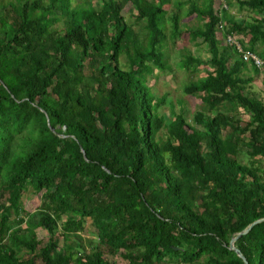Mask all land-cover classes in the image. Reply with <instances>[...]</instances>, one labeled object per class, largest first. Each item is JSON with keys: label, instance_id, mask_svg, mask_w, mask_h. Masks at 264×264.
Here are the masks:
<instances>
[{"label": "trees", "instance_id": "1", "mask_svg": "<svg viewBox=\"0 0 264 264\" xmlns=\"http://www.w3.org/2000/svg\"><path fill=\"white\" fill-rule=\"evenodd\" d=\"M226 2L185 13L201 18L185 32L209 53L179 62L205 67L182 88L207 106L189 122L183 108L161 113L166 94L146 79L166 68V23L171 42L184 32L169 0H0V264H243L229 240L264 217V99L244 89L247 70L264 69L221 41L241 34L264 59V0H236L249 22ZM29 190L41 194L32 212ZM87 218L89 252L68 241ZM234 244L264 264V220Z\"/></svg>", "mask_w": 264, "mask_h": 264}, {"label": "rangeland", "instance_id": "2", "mask_svg": "<svg viewBox=\"0 0 264 264\" xmlns=\"http://www.w3.org/2000/svg\"><path fill=\"white\" fill-rule=\"evenodd\" d=\"M100 4V0H94ZM154 1V0H153ZM197 5H201L204 0H195ZM180 5L178 6V3ZM193 0H169V3L165 5L167 10L166 17L177 12L180 16L179 25L184 29L182 35L171 42L169 36V23H166V40L162 50L166 53V68L163 70L154 69L151 74L146 76L147 84L156 96L166 94L165 102L159 108L161 113L167 115L168 119H171L173 105L174 111L178 112L180 108L184 109V115L189 122H193L192 115L197 110H206L207 106L201 102V100L195 96L187 95L183 93V86L191 80H196L198 77L204 74V66H198L197 69H184L179 66L180 59L185 53H190L195 58L206 60L209 57L205 44H199V39H190L188 29L199 27L202 24L201 18L192 14L187 16L185 13L190 8ZM227 3L226 0H213V7L215 10L221 9L223 3ZM71 6H81L86 3V0H70ZM227 12L234 16L237 21H250L252 16H255L252 11L247 8H242L236 2L231 0V4L227 7ZM137 11L135 6L130 1H125L121 14L124 16L127 22L134 23V28L139 34V38L142 39L145 35V31L141 29L140 23H135V15ZM62 22H56L54 26H61ZM241 35V34H240ZM221 43L225 45L224 39ZM124 59L122 58L121 61ZM252 76V80L248 81L244 92L264 99V77L261 72L254 74L250 69L247 70ZM238 117H244L245 114L241 108H237L234 113ZM40 193H34L31 190L25 193L23 198V206L26 211H35L40 203ZM39 238L44 237L45 231L37 229ZM95 239L94 227L91 224V220L87 218L84 223V229L78 231V237L69 238V242L77 241L86 252H89L90 242ZM62 238L59 236V244L62 245ZM115 260L120 264H125V260L121 257H115ZM156 264H168V263H156Z\"/></svg>", "mask_w": 264, "mask_h": 264}, {"label": "built area", "instance_id": "3", "mask_svg": "<svg viewBox=\"0 0 264 264\" xmlns=\"http://www.w3.org/2000/svg\"><path fill=\"white\" fill-rule=\"evenodd\" d=\"M224 5L225 4H223L222 6ZM217 28L218 31L223 30L222 23H219ZM241 39V35L230 32L225 35L224 41L239 54L243 61L255 65L258 69H264V59L258 56L254 51L245 48V45L243 44Z\"/></svg>", "mask_w": 264, "mask_h": 264}, {"label": "water", "instance_id": "4", "mask_svg": "<svg viewBox=\"0 0 264 264\" xmlns=\"http://www.w3.org/2000/svg\"><path fill=\"white\" fill-rule=\"evenodd\" d=\"M262 220H264V217L252 221L251 223H249L247 226H245V227H244L243 229H241L240 231L235 232V233L231 236V238H230V240H229L228 248L231 249V250H233V251L236 253V255H237V256L243 261V264H248L247 259H246V257L242 254V252L240 251V249L237 248V247L235 246L234 242H235L239 237H241L242 235L246 234V233H247V232L253 227L254 224H256V223H258V222H260V221H262Z\"/></svg>", "mask_w": 264, "mask_h": 264}, {"label": "bare ground", "instance_id": "5", "mask_svg": "<svg viewBox=\"0 0 264 264\" xmlns=\"http://www.w3.org/2000/svg\"><path fill=\"white\" fill-rule=\"evenodd\" d=\"M252 65V64H251Z\"/></svg>", "mask_w": 264, "mask_h": 264}]
</instances>
